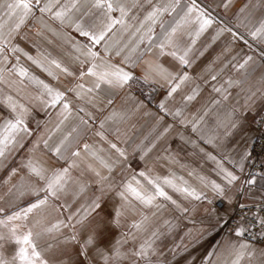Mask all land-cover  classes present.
<instances>
[{
    "label": "snow or ice",
    "instance_id": "1",
    "mask_svg": "<svg viewBox=\"0 0 264 264\" xmlns=\"http://www.w3.org/2000/svg\"><path fill=\"white\" fill-rule=\"evenodd\" d=\"M0 190V264H264V0H0Z\"/></svg>",
    "mask_w": 264,
    "mask_h": 264
},
{
    "label": "crops",
    "instance_id": "2",
    "mask_svg": "<svg viewBox=\"0 0 264 264\" xmlns=\"http://www.w3.org/2000/svg\"><path fill=\"white\" fill-rule=\"evenodd\" d=\"M244 2H246V0H235V4H236V6H238L239 4L244 3ZM232 11L234 12L235 9H233ZM37 15H39V13H37ZM222 15L227 16V19H226V21H225L226 23H228V22L231 20V13L222 14ZM28 23H29V24H32L33 21L29 20ZM157 31H159L158 28H157ZM214 31H215V27H213L209 32L205 33L204 35H202V36L198 39L197 44L194 46V50H193V52H194L193 59H196L195 54L198 53L199 49H201V48L203 47V45L206 44V43L208 42V40L210 39L211 33L214 32ZM241 31H243V30L241 29ZM73 34L75 35V33H73ZM78 38H80V37H78ZM52 39H53L56 43H60V41H59L57 38L52 37ZM80 39H83V38H80ZM124 39H127V34H125ZM185 39H187V37H185ZM230 39H231L230 36L225 35V37L222 38V41H221L220 43L216 44L212 49H210V50L205 54L204 57H201V58H199L198 60H196V63L194 64L193 69L191 70L192 73H193V75H195L196 73H199V72L201 71V69H203L204 65H205L209 60H211L212 56L215 55V53H216L217 51L220 50L221 44H222L224 41H226V40H230ZM233 47H234V49H235L237 52H239L241 49L246 50V45H244L243 42H241V41H239V40H237V41L234 42ZM51 50H52L55 54L62 55V53H60L59 50L56 49V48L54 47V45L51 46ZM65 59H67V58L65 57ZM22 61H23L25 64H27V65H28L33 71H36L37 74H41V73L39 72V70L35 69V66L31 65L30 62L24 60L23 57H22ZM162 62L165 63L166 66H168V64H169V60H168V59H162ZM137 74H139V68L137 69ZM139 88H140L139 85H136L135 83L133 84V94H134V95H136V96H139V95H140ZM144 91H147V89L145 88ZM161 91H162V90H161ZM122 95H124V92H120L119 95H118V97H117V99H119V96H122ZM236 102H237V98H236L235 93H234V94H233V98H232V100H231L229 103H236ZM150 107H151V105H150ZM39 118H42V116L39 117ZM53 118H54V115H53ZM33 127H35L34 124H33ZM210 168H211V165H209V166H208V169H205V171H206V173H207L209 176H212V178H215V177L213 176V174L209 171ZM186 178H187V177H186ZM0 192H2V190H0ZM53 215H55V214H53ZM188 226L191 227L192 225H188ZM180 234H182V233H180ZM180 234H177V235L175 236V240H176V241H179V239H180ZM46 240H47L46 237H42V238H40L39 240H37L36 242H37V244H38V247L41 248V249H45V248H46ZM170 242H171V238H170ZM184 243L187 244V243H189V241L185 240ZM197 247H198V246H193V247L190 248V252L192 253V255H196V256H198L199 253L201 252V251H199V250L197 249ZM194 253H196V254H194ZM44 254H45L46 256H48L49 258H52V257L54 256V253H53V252H50V251H45ZM169 258H170V257H169ZM181 261H182V260L178 258V262H181Z\"/></svg>",
    "mask_w": 264,
    "mask_h": 264
},
{
    "label": "rangeland",
    "instance_id": "3",
    "mask_svg": "<svg viewBox=\"0 0 264 264\" xmlns=\"http://www.w3.org/2000/svg\"><path fill=\"white\" fill-rule=\"evenodd\" d=\"M212 242V239L209 237L208 239H206V240H204V241H202L200 244H199V246L197 247V249L199 250V251H202L205 247H207L208 246V244H210ZM194 254H196V253H194ZM182 261L181 262H178V264H183V259H181Z\"/></svg>",
    "mask_w": 264,
    "mask_h": 264
}]
</instances>
